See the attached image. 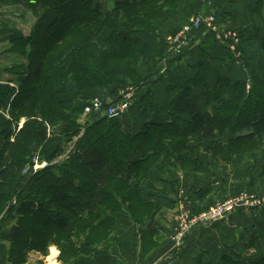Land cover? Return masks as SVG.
Instances as JSON below:
<instances>
[{"label": "trees", "instance_id": "1", "mask_svg": "<svg viewBox=\"0 0 264 264\" xmlns=\"http://www.w3.org/2000/svg\"><path fill=\"white\" fill-rule=\"evenodd\" d=\"M7 1L28 6L37 17L28 34L9 29L7 50L25 61L5 68L16 78L14 86L0 84V231L8 225L4 237L10 242L7 252L13 264L25 263L31 250L47 253L51 244L61 254L71 252V258L99 253L118 230L121 214L130 215L137 226L134 242L138 234L142 250L152 249L153 216L161 207L144 194L142 181L155 168L198 167L197 153L205 142L214 160L259 147V176L264 179L261 71H249L251 76L244 78V69L229 63L231 54L224 47L230 61L222 68L229 72L234 65L239 73L214 79L205 108L194 92L209 84L215 49L209 43V50L199 51L185 81L172 73L175 98L159 104L147 87L159 66L160 45L139 40L137 31L147 30L152 15L162 14L156 11L158 2L173 7V0H116L108 10L96 0ZM252 10L261 17L264 0H254ZM67 15L72 19L67 21ZM247 27L238 32L248 33L243 40L249 43L258 37ZM243 40L246 65L249 53ZM258 40L264 52V36ZM136 54L144 72L133 67ZM129 79L145 89L135 104L139 129H125V114L108 118L91 112L79 122L87 98H99L103 108L107 106L105 94L92 90L113 92ZM21 118L25 120L19 126ZM34 156L49 163L22 175ZM256 238L252 235L250 244ZM81 260L75 258L72 264H85ZM218 264H264V252L225 253Z\"/></svg>", "mask_w": 264, "mask_h": 264}, {"label": "rangeland", "instance_id": "2", "mask_svg": "<svg viewBox=\"0 0 264 264\" xmlns=\"http://www.w3.org/2000/svg\"><path fill=\"white\" fill-rule=\"evenodd\" d=\"M99 1L100 0H96L95 3H98V5H100L103 10H106L102 7ZM109 1L110 0H107V2ZM177 1L178 0H173V3H174L173 7H169L170 5L169 3H162V1L158 2L160 6L156 7L157 8L156 11L162 10V14L161 13H159V15L154 14L149 18V20L145 24L147 27V30L143 29V30L137 31V35L140 38L139 40L142 39V41H146V42L150 41V43H154L156 41V44H158V41H159L158 45H160L159 49L161 52L160 53L161 56L159 58V66L149 76L147 80L148 82L147 87L151 89L152 94H154L153 96H155L159 104H164L165 101H168L169 99L175 98L177 96L178 90H176L173 83L169 82L170 77L176 74L175 75L176 78L181 77V79L185 81V79L191 76L192 72H191V69H189L190 66L194 64V62L197 60L199 51L202 52V49L209 50V43L213 45V47L215 46L214 52L212 51L214 53V58L212 59V63L214 66H212L211 73L208 75L209 84L207 85L206 89L197 90L194 92V95H195L194 97L196 98V100L202 103V105L205 106V108L208 107V105H206L204 102L205 95L206 93L212 90L213 82L216 77H219L224 74H229V73L231 74L234 73L236 75L239 73L238 71L239 69H237L236 66H240V65H241L240 68L244 69L242 71H244V73L247 72L246 74H244V78L246 76H247L246 78H249L251 76L249 71L254 72L258 69L261 70L260 74L261 73L264 74V62L262 60L263 56L258 55L260 53V51L258 50H256L255 53L251 55V57L248 56V59L246 58V61H249V64L247 63L246 65H243L240 42H241V38L242 40L245 39L244 37H247L248 33L243 34V36H240L238 32L239 29H242L246 25L248 26L247 28H249L250 30H256L257 33L254 35H256L258 38L259 37L261 38L262 36H264V16L260 18L259 15L258 16L255 15L256 16L254 17L255 19H252L253 16L252 14L249 13L250 12L249 9H251V7L248 9L247 2L246 3L241 2L239 5V2H240L239 0H236V1L231 0L234 2H230L229 0L228 1L229 5H225L224 3H221L223 0L222 1L221 0H211L212 2L210 0H198L197 8L195 6L192 8L184 7L183 3L185 2L183 0L181 2L180 1L177 2ZM107 2L104 1L103 5L106 4ZM179 2L180 4H183L182 5L183 7H176V5L179 4ZM108 6H109L108 8H112L113 4L108 5ZM228 15L229 16L231 15V16L227 18ZM65 17L67 21L72 19V17L68 15ZM175 17L178 18V21H180V23H178L177 21L176 25L166 24V23L169 24V21H174ZM198 17L200 18L202 22L197 27H195L192 24H193V21L197 19ZM36 19L37 17L35 13L28 6L24 4H14L7 0H0V33H10L9 28L11 29L14 28L24 34H28L32 26L34 25ZM237 20H239L240 22L244 21L245 23L241 22L242 24L240 23V27L239 26L236 27L237 25H234L235 24L234 22ZM252 22L254 24H252ZM173 25H175V28L170 27ZM186 27H189V29L183 32L184 28ZM155 29L157 30L155 31ZM233 33H236V36H233ZM248 36H252L250 32ZM177 37L178 38L181 37L179 38L180 40L179 42L175 40V38ZM9 38L10 36H7V38L6 36L5 37L0 36V68L2 67L6 68L12 65L13 63L14 64L21 63L25 61V57H23L22 55L14 53V52H10L7 49H5L9 47V43L6 40ZM258 38L256 42L260 43ZM243 41L244 43H247V45H244V49L248 51L249 43L247 42V40H243ZM224 47L231 54L230 56L231 61L227 58L228 56L224 53ZM257 47L259 48L260 44H257ZM238 52L239 53L241 52L240 65L237 63L238 62L237 59L239 58ZM224 55L226 57L225 59L223 58ZM135 57L136 58H135L133 67L137 69V71L139 72H144L145 67L143 65V62H141L140 56L136 54ZM227 59L230 61L229 63H231V65L234 62L236 64V66L233 65V67L231 68L229 72L227 69L222 68V66H225V63L228 64ZM250 62L253 65H251ZM169 63H170V68H168ZM247 66H248V69H247ZM172 67H175V69H173ZM0 78L1 80L12 79V83L14 85L16 84V78L6 70L5 72L2 69L0 70ZM111 87H113V85ZM246 88L247 89L249 88L248 83L246 84ZM92 91H94V93L96 94L97 93L105 94L103 96H105L106 98V102H107L106 107L122 99V96L125 93L127 97L131 98V105L129 109L126 110L127 112L124 113L125 114L124 119L126 121L125 129L129 130L132 128V130L135 131L141 127V120H139L138 118L139 110L136 109L135 107V104L139 100V95L145 92V89L141 87L140 83L135 82V80L133 79L131 80L129 79V80H125L124 83L117 88V90H112L113 92H111V90L108 88L107 89L104 88L103 91H100L98 89L97 90L95 89ZM91 99L93 98L89 97L85 101L89 102ZM100 115H104V114L101 113ZM88 116L89 114L84 113V108H83V113L81 117L79 118V122L84 123L86 117ZM134 116L137 119L135 121L136 123L132 124V119ZM206 144L207 142L202 144L200 150L197 153L198 162L196 163L198 164V167L193 168L192 166H189L186 170H181L179 167H177V171L179 172V174H181L182 171H191L192 173L197 172V173L205 174L208 176L211 175L209 163L215 160L210 159L209 153H206L208 161L206 160V157L204 155L202 156L203 157L202 160H200V156H199L200 155L199 153L201 152V150L205 152L206 149L204 148V146L207 147ZM210 145H211V142H210ZM64 156L65 154L61 155L59 158L51 161L50 163H57L61 159H63ZM33 160L38 161V168H36L35 172L45 167V165L49 163L47 161L44 162V160H40L38 156H34L32 158V161ZM203 160L207 161L206 165H203V162H204ZM246 160L249 161L248 164H250V162L253 160L256 161V162L253 161L251 163L254 165L253 167L252 165H250V170L248 169V166L246 164L242 165V163ZM216 161H218V164L224 167L223 169H227L230 174L231 173L233 175H236L237 173L241 174V172L243 170L245 171L246 169L247 171L250 172L251 178L253 177L254 179L256 174L259 175L260 167L262 164L261 149L259 147L255 148V146L253 147L252 150H245L244 148H241L239 152L235 154H231L230 159H225V157L223 158L221 156V158ZM235 162H238V163L236 164ZM26 168H27V165L23 168L21 172L22 175L28 173L29 171L33 172L32 171L33 169L26 170ZM179 193L181 195V199L177 200V205L175 207L177 227L180 222V218L183 217L184 215H188V216L196 215L197 216L198 214L206 210H209L210 208H213L220 203H223V201H226L229 198L242 197L244 199L243 202L245 203L244 205L238 206L235 211H233L230 214H227V216L225 215L223 218L219 219L218 221H215L214 223L207 224V225H214L220 222L222 219L228 217L229 215L235 212H238L239 210H248L251 208L264 210V194L255 196L254 194L251 193V191L248 192V191L242 190L238 192L237 194L228 195L224 197L223 199L210 204L208 207L202 210H197V211L190 206L188 197L184 196L183 190L179 191ZM150 199H153V198H149V200ZM119 223L120 225L118 227V230L122 229L121 228L122 226L130 227L131 225V226H134V228L136 226V224L132 220V217H130V215L128 214H121L119 216ZM193 227H191L188 230V233L193 229ZM115 233L116 232H114L113 235ZM133 236L130 233L128 237L130 238V240H132ZM138 236L139 235L137 234V238ZM112 237H110L109 240ZM52 249H55L54 255H57V260L61 264H72V261H74L75 258L82 259L81 261H83L85 264H88L87 262L89 259L86 260L85 257L89 258L90 254L88 255L79 254L78 257L75 256V258L74 257L71 258L73 256L71 252L61 254L60 248H58L57 245L55 244L49 245L47 253L43 254V256L48 255L49 254L48 252H51L52 254L53 252ZM31 251L39 252L38 250H31Z\"/></svg>", "mask_w": 264, "mask_h": 264}, {"label": "crops", "instance_id": "3", "mask_svg": "<svg viewBox=\"0 0 264 264\" xmlns=\"http://www.w3.org/2000/svg\"><path fill=\"white\" fill-rule=\"evenodd\" d=\"M104 1L107 2V0H100L99 2L104 9L108 10L110 9L108 5L113 4L114 6L116 0H110L103 5ZM178 1L181 2L182 0ZM183 1L185 2L183 3L184 7H198V0ZM228 1L223 0L221 3L229 5ZM239 1V5L241 2H247L248 9L250 7L251 9L253 8L254 0ZM230 2L234 1L230 0ZM179 4L176 7H183V4ZM251 9H249V13L252 14V19H255L256 14ZM263 16L264 13H262L261 17ZM177 21L178 18L175 17L174 21H169V24H166L176 25ZM241 22L237 20L234 25L240 27ZM252 24L254 23L252 22ZM175 25L170 27L175 28ZM0 36H6L7 38L10 33H0ZM6 40L8 41L9 39ZM256 41L257 38L249 41V57L256 50H261L260 47H257V44L260 43ZM258 55L263 56L262 60L264 62V52L260 51ZM251 65L253 64L251 63ZM1 69L5 72L4 67ZM256 71L260 72L261 70L258 69ZM1 83L14 86L12 79L1 80L0 78ZM23 122L24 118H21L19 126ZM206 153H208L206 150L205 152L201 150L199 153L200 160H202L204 155L208 161ZM206 160H203V165H206ZM253 161L248 164L249 161L246 160L242 165L246 164L250 170V165L252 167L254 165L251 164ZM165 163L167 164L168 161ZM235 163L237 164L238 162ZM209 166L211 174L209 176L197 172L192 173L191 171H182L179 174L177 169L170 166L166 167V170L155 168L149 178L142 181V185L144 194L150 195V197L158 201L161 207L156 216H153L154 230H156L153 239L156 241V245L147 251L142 250L139 236L136 242H134V238L130 240L128 237L130 233L133 236L137 226L135 228L131 225L130 227L122 226V229L116 231L115 236L113 235L110 240L101 245L99 253L92 252L89 258L85 257L86 260L89 259L86 262L88 264H218L220 257L225 253L233 255L253 253V251L264 252V210L253 208L239 210L214 225L198 224L182 239L177 240L178 227L175 207L177 200L181 199L179 191L183 190L184 196L188 197L190 206L196 211L202 210L210 204L228 195L237 194L242 190L251 191L255 196L264 194V179L258 174L253 179L250 176V172L245 169L241 174L233 175L227 169H223L224 167L218 164L216 160L211 161ZM7 227L8 225L3 226L0 231V264H13L7 252L10 242L4 237ZM252 235L257 238L250 244L249 239ZM52 251V254L48 252L49 254L45 256L35 251L28 252L27 261L22 264H61L57 260V255H54L55 249H52Z\"/></svg>", "mask_w": 264, "mask_h": 264}, {"label": "built area", "instance_id": "4", "mask_svg": "<svg viewBox=\"0 0 264 264\" xmlns=\"http://www.w3.org/2000/svg\"><path fill=\"white\" fill-rule=\"evenodd\" d=\"M201 22L202 21L198 17L193 21V24H191L197 27ZM188 29L189 27L184 28L183 32L187 31ZM233 36H236V33H233ZM179 38L177 37L175 38V40L179 42ZM238 56L239 58L237 59V63L240 65L241 52H238ZM130 105L131 98L127 97L125 93L122 96V99L110 104L108 107L105 108H103L102 106L101 99L93 98L85 104L84 113L89 114L91 112H98L105 114L108 118H119L124 115L125 112H127L126 110L129 109ZM36 168H38V161L33 160L27 165L26 170L33 169L32 171L35 172ZM243 201L244 199L242 197L229 198L226 201H223V203H220L215 207L198 214L197 216L184 215L180 218V222L178 224L179 229L177 232V240L182 239L184 235L188 233V230L197 224H212L215 221H218L219 219L223 218L225 215L227 216V214H230L235 211L238 206L244 205L245 202Z\"/></svg>", "mask_w": 264, "mask_h": 264}]
</instances>
